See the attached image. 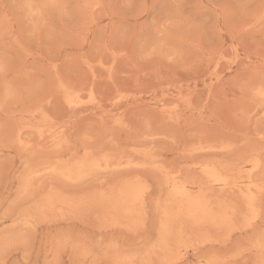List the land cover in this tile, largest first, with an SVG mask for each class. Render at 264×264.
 <instances>
[{
  "label": "rangeland",
  "instance_id": "obj_1",
  "mask_svg": "<svg viewBox=\"0 0 264 264\" xmlns=\"http://www.w3.org/2000/svg\"><path fill=\"white\" fill-rule=\"evenodd\" d=\"M262 90L264 0H0V264H264Z\"/></svg>",
  "mask_w": 264,
  "mask_h": 264
},
{
  "label": "bare ground",
  "instance_id": "obj_2",
  "mask_svg": "<svg viewBox=\"0 0 264 264\" xmlns=\"http://www.w3.org/2000/svg\"><path fill=\"white\" fill-rule=\"evenodd\" d=\"M250 1H251V0H250ZM95 12H96V11H95ZM252 24H253V23H252ZM39 27H40V26H39ZM116 64H117V63H116ZM88 65H89V64H88ZM100 68H101V67H100ZM114 68H115V67H114ZM115 69H116V68H115ZM115 69H114V70H115ZM20 81H21V80H20ZM23 81H24V80H23ZM79 82H80V81H79ZM79 82L77 81V83H79ZM20 83H21V82H20ZM27 83H28V80H27ZM254 84H255V83H254ZM66 85H67V84H66ZM68 86H69V85H68ZM262 91H263V90H262ZM262 91H261V92H262ZM263 93H264V91H263ZM15 94H16V93H15ZM17 94H18V93H17ZM257 95H258V94H257ZM263 95H264V94H263ZM263 99H264V98H263ZM100 105H101V104H100ZM188 105L190 106V104H188ZM162 110H163V109H162ZM5 127H6V126H5ZM261 136L264 137V135H262V134H261ZM253 137H254V136H253ZM252 139H253V138H252ZM263 139H264V138H263ZM33 140H34V139H33ZM40 142H41V141H40ZM255 144H256V143H255ZM30 145H31V144H30ZM33 148H34V147H33ZM30 149H31V148H30ZM263 149H264V147H263ZM46 150H47V149H46ZM98 151H99V150H98ZM263 151H264V150H263ZM257 153H258V152H257ZM259 156H260V155H259V153H258V157H259ZM244 157H245V156H244ZM256 157H257V156H256ZM256 157H254V158H256ZM259 158H260V157H259ZM261 159H262V158H261ZM88 160H89V159H88ZM253 160H254V159H253ZM82 161H84V160H82ZM85 161H87V160H85ZM89 161H90V160H89ZM87 162H88V161H87ZM246 162H247V161H246ZM248 162H250V161H248ZM254 162H255V161H254ZM207 163H208V162H207ZM216 163H219V162H216ZM258 163H259V162H258ZM79 164H80V162H79ZM79 164H78V165H79ZM89 164H90V163H89ZM205 164H206V163H205ZM213 164H214V163H213ZM220 164H222V163H220ZM261 164H262V163H261ZM78 165H77V166H78ZM258 165H259V164H258ZM215 166H216V165H215ZM219 166H220V165H219ZM236 166H237V165H236ZM256 166H257V165H256ZM80 167H81V166H80ZM82 167L86 168L85 165H82ZM82 167H81V168H82ZM87 167H88V166H87ZM89 167H90V166H89ZM207 167H208V166H207ZM226 167H227V166H226ZM217 168H218V167H217ZM257 168H259V166H258ZM260 168H261V167H260ZM77 169H78V168H77ZM225 169H226V168H225ZM228 169H229V168H228ZM61 170H62V169H61ZM61 170H60V171H61ZM90 170H91V167H90ZM217 170H219V169H217ZM233 170H234V169H233ZM263 170H264V169H263ZM57 171H58V170H57ZM202 171H203V170H202ZM219 171H220V170H219ZM69 172H70V171H69ZM76 172L78 173V171H76ZM163 172H164V171H163ZM221 172H222V171H220L219 174H220ZM251 172H254V171L251 170ZM61 173H62V172H61ZM65 173H67V171H66ZM73 173H74V172H73ZM73 173H72L71 175H73ZM202 173H203V172H202ZM204 174H205V173H204ZM219 174H218V175H219ZM224 174H225V172H224ZM230 174H231V173H230ZM63 175H64V173H63ZM225 175H226V174H225ZM228 175H229V174H228ZM246 175H247V174H246ZM64 176H66V175H64ZM68 177H69V176H68ZM202 177H203V176H202ZM219 177H220V176H219ZM245 177H246V176H245ZM247 177H248V176H247ZM206 178H207V177H206ZM206 178H205V181L208 180V178H207V179H206ZM212 178H213V177H212ZM235 178H236V177H235ZM195 180H196V178H195ZM199 180H200V179H199ZM202 180H203V179H202ZM220 180L225 181V182H228L230 179H229L228 177H225V178L220 179ZM175 181H176V180H175ZM175 181H174V182H175ZM188 181H189V180H188ZM190 181H192V180H190ZM200 181H201V180H200ZM54 182H55V181H54ZM135 182H136V181H134V183H135ZM194 182H195V181H194ZM218 182H219V181H218ZM232 182H233V181H232ZM234 182H236V181L234 180ZM234 182H233V183H234ZM201 183H202V182H201ZM128 184H129V183H128ZM128 184H127L126 186H128ZM171 184H172V183H171ZM184 184H185V183H184ZM192 184H193V183H192ZM209 184H210V182H209ZM209 184H208V185H209ZM234 184H236V183H234ZM234 184H233V185H234ZM249 184H250V183H249ZM252 184H253V183H252ZM135 185H137V184H135ZM175 185H176V187H177V183H176ZM175 185H174V186H175ZM204 185H205V183H204ZM204 185H201V186L203 187ZM239 185H240V184H239ZM255 185H257V184H255ZM121 186H122V185H121ZM126 186H125V188H126ZM206 186H207V184H206ZM231 186H232V184H231ZM231 186H230V187H231ZM183 187H184V186H183ZM183 187H182V188H183ZM210 187H211V186H210ZM223 187H224V185H223ZM223 187H222V188H223ZM243 187H244V185H243ZM246 187H247V186H246ZM256 187H257V186H256ZM129 188H130V184H129ZM135 188H137V187H135ZM174 188H175V187H174ZM179 188H180V187H179ZM182 188H181V189H182ZM234 188H235V187H234ZM251 188H253V187H251ZM254 188H255V186H254ZM198 189H199V188H198ZM206 189H207V188H206ZM206 189H205V190H206ZM208 189H209V188H208ZM210 189H211V188H210ZM223 189L225 190V187H224ZM205 190H204V191H205ZM211 190H212V189H211ZM224 190H223V191H224ZM230 190H231V189H230ZM238 190H239V188H238ZM258 190H259V189H258ZM172 191H173V189H172ZM179 191H180V190H179ZM182 191H183V190H182ZM184 191H185V189H184ZM221 191H222V190H221ZM223 191H222V193H223ZM242 191H244V190H241V193H242ZM248 191H249V190H248ZM254 191H255V190H254ZM118 192H119V191H118ZM133 192H134V191H133ZM140 192H141V191H140ZM202 192H203V189H202ZM208 192H210V191H208ZM125 193H126V192H125ZM172 193H173V192H172ZM176 193H177V191H176ZM206 193H207V192H206ZM210 193H211V192H210ZM222 193H220V194H222ZM224 193H225V191H224ZM226 193H227V192H226ZM243 193H244V192H243ZM173 194L175 195V193H173ZM190 194H191V193H190ZM203 194H204V193H203ZM207 194H208V193H207ZM217 194H218V193H216L215 195L217 196ZM248 194H249V193H248ZM125 195H126V194H125ZM134 195H136V193H135ZM186 195H187V193H186ZM198 195H199V194H198ZM218 195H219V194H218ZM249 195H250V194H249ZM123 196H124V195H123ZM175 196H176V195H175ZM193 196H195V195H193ZM204 196H205V195H204ZM208 196H209V195H208ZM212 196H213V195H212ZM252 196H253V195H252ZM116 197H117V194H116ZM119 197H120V196H119ZM119 197H118V198H119ZM131 197L134 198L133 195H132ZM139 197H140V196H139ZM202 197H203V196H202ZM214 197H215V196L212 197L213 201H214ZM218 197H219V196H217L216 198H218ZM220 197H221V196H220ZM242 197H243V196H242ZM249 197H250V196H249ZM178 198H180V200H181V197H180V196H178ZM195 198H197V196H196ZM223 198H224V197H223ZM246 198H247V197H246ZM250 198H252V197H250ZM106 199H107V198H106ZM134 199H135V198H134ZM175 199H177V198H175ZM212 199H211V200H212ZM219 199L221 200V198H219ZM242 199H243V198H242ZM242 199H241V200H242ZM116 200H117V199H116ZM183 200H185V199H183ZM206 200H207V199H206ZM206 200H205V197H204V201H202V202H205ZM223 200H224V199H223ZM254 200H256V198H254ZM107 201H109V200H107ZM112 201H115V199L112 200ZM112 201H111V202H112ZM130 201H131V200H130ZM174 201H175V200H174ZM207 201H208V200H207ZM216 201L219 203L218 199H217ZM225 201H226V200H225ZM225 201H224V203H225ZM259 201H260V200H259ZM137 202H139V201H137ZM185 202H186V201H185ZM210 202H211V201H210ZM222 202H223V201H222ZM227 202H228V201H227ZM253 202H254V201H253ZM253 202H252V203H253ZM255 202H258V201H255ZM174 203H175V202H174ZM177 203H178V202H177ZM180 203H181V202H180ZM187 203H188V202H187ZM198 203H200V201H199ZM214 203H216V202H214ZM245 203H246V202H245ZM260 203H261V202H260ZM118 204H120V203H118ZM124 204H125V203H124ZM203 204H204V203H203ZM208 204H209V203H208ZM222 204H223V203H222ZM231 204H232V203H231ZM246 204H247V203H246ZM115 205H116V204H115ZM134 205H135V204H134ZM138 205H139V204H138ZM138 205H137V207H138ZM188 205H189V204H188ZM199 205H200V204H199ZM204 205H205V204H204ZM233 205H235V204L233 203ZM248 205H249V203H248ZM253 205H254V206H255V205L257 206V204H255V203H254ZM111 206H112V204H111ZM118 206H119V205H118ZM128 206L130 207V205H128ZM181 206H182V205H180V207H181ZM200 206H202V205H200ZM208 206H210V205H208ZM213 206L215 207V205H213ZM216 206H217V205H216ZM218 206H219V204H218ZM221 206H222V205H221ZM226 206H227V205H226ZM229 206H230V205H229ZM259 206H261V205H259ZM137 207H136V208H137ZM188 207H189V206H188ZM224 207H225V206H224ZM232 207H233V206H232ZM236 207H237V206H236ZM236 207H234V208H236ZM251 207H252V206H251ZM257 207H258V206H257ZM112 208H114V207H112ZM249 208H250V206H249ZM259 208H260V207H259ZM215 209H216V208H214V210H215ZM217 209H218V207H217ZM223 209H224V208H223ZM223 209H222V210L219 209V211H223ZM231 209H232V208H231ZM246 209H248V208H246ZM119 210H120V209H119ZM122 210H123V208H122ZM130 210H132V209H130ZM193 210H194V209H193ZM228 210H229V207H228ZM234 210H236V209H234ZM115 211H116V210H115ZM176 211H179V210H176ZM230 211H231V210H230ZM251 211H252V210H251ZM170 212H171V211H170ZM198 212H199V211H198ZM204 212H205V211H204ZM212 212H213V211H212ZM223 212H224V211H223ZM235 212H236V211H235ZM259 212H260V211H259ZM120 213H121V212H120ZM168 213H169V211H168ZM171 213H172V212H171ZM214 213H215V212H214ZM220 213H221V212H220ZM228 213H230V212H228ZM233 213H234V212H233ZM254 213H255V212H254ZM187 214H188V213H187ZM221 214H222V213H221ZM224 214H225V213H224ZM226 214H227V213H226ZM230 214H231V213H230ZM235 214H236V213H234V215H235ZM252 214H253V211H252ZM125 215H126V214H125ZM168 215H169V214H168ZM172 215H173V214H172ZM183 215H184V214H182V216H183ZM185 215H186V213H185ZM185 215L183 216L184 219L187 218V216L185 217ZM209 215H210V214H209ZM234 215H233V216H234ZM215 216H216V215H215ZM219 216H220V215H219ZM179 217H180V215H179ZM179 217H178V218H179ZM228 217H231V216H228ZM169 218H171V217H169ZM190 218H191V216H190ZM232 218H233V217H232ZM253 218H254V217H253ZM253 218H252V219H253ZM257 218H258V217H257ZM193 219H194V218H193ZM193 219H192V220H193ZM210 219H211V218H210ZM250 219H251V218H250ZM252 219H251V220H252ZM255 219H256V218H255ZM261 219H262V218H261ZM173 220H175V219H173ZM177 220H178V219H177ZM189 220H190V219H189ZM225 220H226V219H225ZM169 221H170V220H168L167 223H168ZM196 222H197V221H196ZM196 222H195V224H196ZM227 222H229V221L227 220ZM203 223H205V222H203ZM214 223H215V221H214ZM251 223H252V222H251ZM208 225H209V224H208ZM226 225H227V224H226ZM199 226H200V225H199ZM224 226H225V225H224ZM190 227H191V226H190ZM200 227H201V226H200ZM215 227H216V226H215ZM197 228H198V226H197ZM201 228H202V227H201ZM224 232H225V231H224ZM168 233H169V232H168ZM168 233H167V234H168ZM168 238H169V237H168ZM260 239H261V238H260ZM258 242H260V241L258 240ZM160 243H161V242H160ZM168 243H169V242H168ZM256 243H257V242H256ZM257 244H258V243H257ZM261 245H262V244H260V246H261ZM161 246H162V245H161ZM257 246H258V245H257ZM263 246H264V245H263ZM263 246H261V247H262L261 250H263ZM260 252H261V251H260ZM262 252H263V251H262ZM248 256L250 257V255H248ZM124 259L126 260V258H124ZM116 260H118V259H116ZM116 260H115V261H116ZM125 260H124V262H125ZM205 260H207L206 257H205ZM119 261H120V260H119ZM128 261H129V260H128ZM211 261H213V260L211 259L210 262H211ZM263 261H264V260H263ZM205 262H207V261H205ZM208 262H209V261H208ZM116 263H117V262H116Z\"/></svg>",
  "mask_w": 264,
  "mask_h": 264
}]
</instances>
